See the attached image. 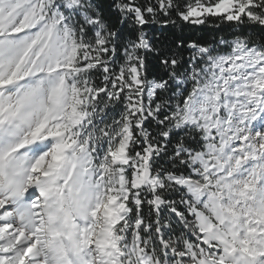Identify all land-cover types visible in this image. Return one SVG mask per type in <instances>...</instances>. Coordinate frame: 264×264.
Returning a JSON list of instances; mask_svg holds the SVG:
<instances>
[{"label":"snow or ice","instance_id":"1","mask_svg":"<svg viewBox=\"0 0 264 264\" xmlns=\"http://www.w3.org/2000/svg\"><path fill=\"white\" fill-rule=\"evenodd\" d=\"M0 264H264V0H0Z\"/></svg>","mask_w":264,"mask_h":264}]
</instances>
